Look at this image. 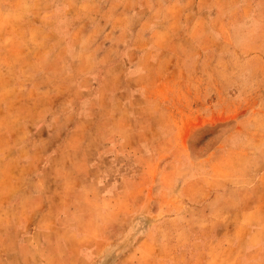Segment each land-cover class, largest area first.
<instances>
[{"label": "rangeland", "instance_id": "obj_1", "mask_svg": "<svg viewBox=\"0 0 264 264\" xmlns=\"http://www.w3.org/2000/svg\"><path fill=\"white\" fill-rule=\"evenodd\" d=\"M195 4L0 0V264H264V0Z\"/></svg>", "mask_w": 264, "mask_h": 264}, {"label": "crops", "instance_id": "obj_2", "mask_svg": "<svg viewBox=\"0 0 264 264\" xmlns=\"http://www.w3.org/2000/svg\"><path fill=\"white\" fill-rule=\"evenodd\" d=\"M132 1H133V2H137L138 0H132ZM174 1H176V0H174ZM187 1H191V0H178V2H181V3H182V2H187ZM192 1H193L194 4L196 3L194 6H197V7H198V4H197V3H198L199 0H192ZM109 6H110V5H109ZM197 7H196V8H197ZM131 9H132V10L134 9V11H133L132 14L139 13V11H140V10L138 11V9H135V8H131ZM197 9H198V8H197Z\"/></svg>", "mask_w": 264, "mask_h": 264}]
</instances>
